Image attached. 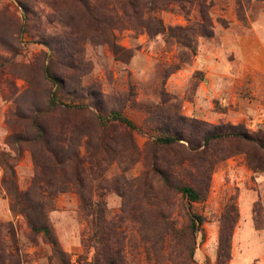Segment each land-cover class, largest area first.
Listing matches in <instances>:
<instances>
[{
    "label": "rangeland",
    "instance_id": "1",
    "mask_svg": "<svg viewBox=\"0 0 264 264\" xmlns=\"http://www.w3.org/2000/svg\"><path fill=\"white\" fill-rule=\"evenodd\" d=\"M205 1L214 30L210 38L197 31L202 20L194 4L186 2L184 13L173 5L171 12L158 14L168 27L190 30L196 54L174 38L116 30V43L132 52L119 58L95 37L75 0H0V264H59L43 235L12 209L3 183L12 167L26 193L41 165L50 166L41 141L26 142L35 134L30 117L37 110L48 129L46 140L55 144L66 123L73 131L66 135L74 143L70 149L97 153L89 197L103 200L108 215L122 220L126 264H169L151 244L161 230V214L189 232L190 211L205 219L186 251L193 264H264V171L250 169L243 154L229 156L237 151L235 143H213L209 149L203 142L212 126L264 132V0ZM49 64L65 76L69 91L90 103L88 110L48 109L55 89L44 74ZM114 110L140 129L98 127L95 115ZM167 121L190 142L157 146ZM103 134L109 142L100 149ZM178 158L190 159L194 174L196 164L212 166L210 180L199 175L203 201L189 202L153 172L156 164L164 168ZM188 173L181 175L186 182ZM56 179H61L57 171ZM53 195L48 222L59 248L71 264H90L96 254L94 242L87 241L94 230L92 214L82 210L75 187ZM222 230L231 232L228 245L222 244ZM141 233L151 245H144Z\"/></svg>",
    "mask_w": 264,
    "mask_h": 264
},
{
    "label": "trees",
    "instance_id": "2",
    "mask_svg": "<svg viewBox=\"0 0 264 264\" xmlns=\"http://www.w3.org/2000/svg\"><path fill=\"white\" fill-rule=\"evenodd\" d=\"M75 1L81 16L89 20L91 29L96 34L95 37L106 43L114 55L119 58H123L125 54L131 56L132 52L125 50L116 43L117 38L114 33L116 30H133L140 34H147L150 38H155L159 35L170 39L174 38L182 47L196 54L197 46L190 30L183 27H168L163 19L158 16L161 12L174 10L173 5L178 7L180 13L185 12L186 2L198 6L202 24L199 25L197 31L209 38L214 35L212 21L205 12L208 9V3L205 0ZM220 22L224 25L222 21ZM53 59L54 57H52ZM50 64L45 66L44 74L55 89L49 98L48 109L61 110L63 112L88 110L91 106L90 103L84 102L82 96H78L77 92L69 91L65 76L54 72ZM163 96L167 95L163 93ZM95 116L93 120L100 128H107L111 124H119L132 130L140 129L134 121L118 110L111 111L108 115L98 114ZM40 118V110H37L30 117L31 128L32 131H35V134L30 136L26 142L33 144L35 141H41L43 150L50 160V166L41 165L42 173L32 180L26 193L19 190L12 167L7 168L9 175L8 178L3 180V183L12 200V209L26 219L27 226L32 232L43 235L44 239L51 245L53 257L57 259L59 264H71L68 255L59 248V243L48 222V213L53 207V192L62 193L70 187H75L79 192L82 210L87 215L92 214L93 216L92 226L94 230L87 241L94 242L96 254L90 264H126L125 253L127 245L125 242L126 237L121 230L120 221L122 220H117V218L108 215L106 204L103 200L95 203L89 197L90 191L93 189L91 178L94 176L93 168L99 169L96 164L98 162L97 153L87 150L85 155H83L77 149H70L74 143L72 138L66 137V135L73 131H69L66 123L61 125L55 144L51 140H46L45 134H48V129H45L40 123ZM167 119L170 120L169 117ZM181 120L182 118L178 119L180 122ZM169 122H165L168 124H165V128L162 130L163 134L156 137L155 143L157 146L169 148L176 144L180 145L179 141L184 139L189 143V138L185 137L177 129H171ZM36 131H38V135H36ZM85 135L89 136V132ZM222 141L237 145V151L229 154V156L243 154L250 169L254 172L264 171V132L262 130L250 131L242 125H219L212 126L203 136L204 145L209 149L213 147V143L218 144ZM98 142L99 148L104 149L108 146L109 141L106 135L103 134ZM229 156H225L222 159L224 160ZM217 157L218 154H214L213 161ZM180 159L168 161L165 163L164 168L156 164L153 172L159 175L165 187L175 190L189 202L203 201L206 197V192L203 187L199 186V181L202 179L199 175L202 174L205 179L210 180V168L212 166L209 165L208 168H203L196 164L194 165L196 170L194 174L188 169L191 164L190 159ZM56 171L61 176L60 180L56 179ZM185 173H188L186 176L188 182L181 177ZM53 176H55V179H53ZM24 201H26V205ZM94 210H97V212L93 213ZM189 216L191 226L190 228L188 227L190 230L188 232V229H178L169 214H161L162 227L159 233L156 234L157 238L151 244H153L152 247L155 244L158 249L157 255L167 260L169 264L194 263L192 255L191 257L188 256L186 251L191 250L190 244L195 245L194 235L197 231H200L205 219L195 211H190ZM142 236L144 245L150 244L149 241L144 239L145 235ZM221 236L222 244L228 245L232 238L231 232L222 230ZM173 243L175 247L177 245V261L173 260V252L171 251Z\"/></svg>",
    "mask_w": 264,
    "mask_h": 264
}]
</instances>
